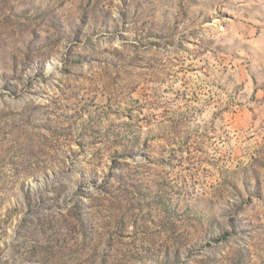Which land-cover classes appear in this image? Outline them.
Here are the masks:
<instances>
[{"label":"rangeland","instance_id":"1","mask_svg":"<svg viewBox=\"0 0 264 264\" xmlns=\"http://www.w3.org/2000/svg\"><path fill=\"white\" fill-rule=\"evenodd\" d=\"M0 264H264V0H0Z\"/></svg>","mask_w":264,"mask_h":264}]
</instances>
